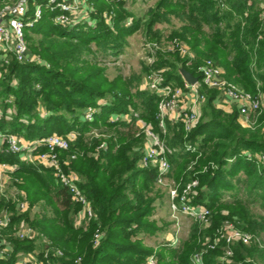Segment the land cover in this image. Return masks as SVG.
<instances>
[{
	"label": "trees",
	"instance_id": "16d2710c",
	"mask_svg": "<svg viewBox=\"0 0 264 264\" xmlns=\"http://www.w3.org/2000/svg\"><path fill=\"white\" fill-rule=\"evenodd\" d=\"M90 1L95 4L94 25L62 26L46 9L39 20L25 27L29 53L35 57L12 59L0 66V131L26 141L76 131V139L60 151V157L69 158L68 166L79 175V186L95 216L86 226H78L75 215L80 206L52 170L28 163L0 146V163L15 166L12 181L25 192L28 205L18 211L14 200L0 196V212L11 213L7 233L14 248L0 264H14L17 252L38 247L35 241L15 237L21 220L62 251L61 264H143L154 252L161 264H194L192 257L198 252H202L203 264H264V213L254 209L260 206L264 211V162L257 157L264 155V109L251 114V121L259 114L257 124H242L236 108L217 105L218 91L202 84L198 72L210 58L223 69L227 81L243 91L264 94L262 0H157L142 16L133 15L130 24L125 23L132 14L124 0ZM162 21L171 25L167 39L185 43L190 54L177 48L166 54L159 51L143 72L162 70L166 82L174 85L184 82L179 68L198 77L204 101L200 118L190 130L180 122L167 121L165 133L160 131L159 97L140 87L141 72L130 78L120 74L110 78L99 65V55L119 53L126 36L141 28L145 36L159 42L164 34L154 25ZM95 105L100 111L91 121L83 119V111ZM123 114L128 118L111 119ZM139 119L141 128L136 124ZM145 126L164 141L170 175L182 185L196 179L193 202L211 211L210 225L193 222L188 237L178 246L166 241L154 248L138 237L160 230L150 219L160 197L156 169L138 165L146 142ZM92 128L109 136L89 139L84 134ZM101 142L105 146L97 149ZM72 153L78 155L70 159ZM34 206L39 212L32 214ZM225 220L253 238L250 244L234 243L233 255L222 261L224 241L211 249L206 239L213 238ZM97 232L100 239L94 245Z\"/></svg>",
	"mask_w": 264,
	"mask_h": 264
},
{
	"label": "built area",
	"instance_id": "2783aa9c",
	"mask_svg": "<svg viewBox=\"0 0 264 264\" xmlns=\"http://www.w3.org/2000/svg\"><path fill=\"white\" fill-rule=\"evenodd\" d=\"M52 12V19L55 23L71 27L78 23L95 24V17L92 15L94 8L88 0H42L33 6L28 7V0H0V60L1 64H7L12 58L17 61L32 60L35 56L29 53L25 38V27L34 24L39 20L44 10ZM109 21L107 13L104 15ZM264 20V2L261 11ZM132 17H127L125 23L130 24ZM167 48L180 51L182 54H190L188 46L173 38L169 40ZM149 49L156 51L160 49L158 42H149ZM154 58L151 59L153 61ZM201 82L210 89H216L218 94L232 101L234 108L238 110L242 124L251 126V114L259 113L264 109V94L259 92L255 95L240 89L237 85L227 81L223 76V69L215 62L207 58L198 67ZM143 88L158 95L156 103L157 124L163 133L166 130L167 121L172 123L180 122L185 130H190L198 122L201 115V105L204 95L200 93L199 80L193 84L183 82L182 85H174L166 82L162 70L149 72L142 81ZM11 101V98L8 99ZM97 106H88L83 111V119L91 121L94 114L99 112ZM3 110L0 107V117ZM127 119L128 115H112L111 119ZM146 142L142 155L138 161L139 167H153L156 169L155 183L160 187H165L168 196V208L171 220L177 228L174 235L169 239V244L177 246L179 238L177 231L180 226V215L187 216L194 222H199L203 226L211 223V211L202 204L193 202L197 194L196 179L182 185L174 183L169 185L171 165L166 155V145L159 134L150 126L143 127ZM264 131V129H263ZM76 131H70L65 135L51 134L33 141H24L18 134L0 131V146L4 145L7 152L18 154L22 160L52 170L56 181L65 187L71 194L72 199L79 204L80 208L75 216V222L80 225L94 218V210L90 200L81 190L79 175L68 166V160L60 157V151L67 150L70 143L77 137ZM102 143L99 147H104ZM43 148V149H41ZM76 154H71L70 159ZM251 157L252 154L250 153ZM264 162V155H257ZM15 166L7 163H0V196L7 194V186L11 173ZM7 198V197H6ZM16 202L18 211L27 209L26 196L23 190L17 189L12 196ZM35 212L36 207H32ZM12 222L11 213L3 210L0 213V259L10 256L14 252L13 244L9 239L7 229ZM14 235L20 240H32L38 244L32 250L19 251L15 254L14 264H61L58 258L62 251L54 247L45 237L38 234L26 221L21 220L14 230ZM252 235L243 232L235 223L225 220L216 230L213 238H207V248L213 249L219 241H224L225 248L222 261L233 255L232 245L236 242L250 244ZM100 234L94 235V245L99 243ZM194 264L202 263V252L195 253L192 257ZM143 264H161L156 253L149 255Z\"/></svg>",
	"mask_w": 264,
	"mask_h": 264
},
{
	"label": "rangeland",
	"instance_id": "374dc122",
	"mask_svg": "<svg viewBox=\"0 0 264 264\" xmlns=\"http://www.w3.org/2000/svg\"><path fill=\"white\" fill-rule=\"evenodd\" d=\"M9 1H13V0H9ZM156 1L157 0H124L126 7L128 8V10L132 14V15H130V17H132V18H133V15L134 16L135 15L136 16H142L149 7L154 5V3ZM88 2H90L92 4L93 8L95 9V4L90 0H88ZM263 2H264V0L261 1V5ZM105 14H106V11H103V15H105ZM154 27L160 28L164 34L163 37H161V40H159V42H158L160 44V49H157L156 51L151 50V48L149 49V47H148L149 42H155L156 40L155 39H149L147 36H145L144 31L141 28V29H139L135 32H132L126 36V44L124 45L123 49L119 53H117V54L109 53L105 56L99 55V58H98L99 59L98 60L99 65H101L102 67H105L106 74L110 78H113L114 76H116L118 74L122 75L124 78H130L133 73H140L141 72L142 80L140 83V85H141L140 87L143 88L142 81H143V78L147 75L146 73L143 72V66L152 64L153 61H151V59L156 57L157 52L161 51L162 53L166 54L167 51H172L171 49L167 48V45L169 44L168 43L169 39H167V34L170 32L171 25L162 21V22H157L156 26L154 25ZM29 29H27V31L31 35H33L34 37L39 36V34H34V33L30 32ZM12 59H14V58H12ZM7 64H8V62H7ZM3 65H5V64H0V66H3ZM176 65H178V64H176ZM0 75H1V72H0ZM102 102H104V100H99V103H102ZM1 106H2V103H0V107ZM222 106L226 107V105H222ZM97 107H99V106H97ZM258 117H259V114H258V116H255V118H253V120H254L253 125L257 124ZM136 124L139 125L141 128L142 120L141 119L137 120ZM142 129H143V127H142ZM143 131H144V129H143ZM53 134H56V133H53ZM58 135H61V134H58ZM84 135L89 139L96 137V138H103L104 140H106L107 137L109 136V134L100 132V131L96 130L95 128L94 129L92 128L89 131H86ZM22 139L24 141H26L23 137H22ZM102 143L103 142H101L99 144V146ZM99 146H97V149L101 148ZM81 151H83V150H81ZM142 151H143V149H142ZM78 153L81 156L82 152H78ZM78 153H73V154H76V156H77ZM12 180H13L12 175H10L7 190H6L7 194H5V197H7L9 199H12V196L15 193V191L17 189H19L15 184H13ZM173 182L176 183L177 181L173 175H170L168 184L171 185V184H173ZM157 188L160 189V197L155 201L154 213L150 219L154 220L156 222V224L160 230H158L156 232V234H154L152 236H148L147 234H145V235L140 234L138 236L139 238H142L144 245L152 246L154 248H156V246L160 243L169 241L170 237L172 235H174L175 230L177 229L174 226V221L171 220V217L169 214L168 196L166 193V189H165V187H160L158 185H157ZM35 207L37 209L35 212L36 213L39 212V207L38 206H35ZM254 209L258 213H260V212L264 213V211L260 208V206H254ZM35 212H32V214ZM179 220H180V226H179L178 231H177L178 232L177 237L179 238L178 244L180 243L181 240L188 237L190 230L192 228V224L194 222L189 217L183 216V215H180ZM87 224H88V222L86 221L80 225H78V224L77 225L78 226H86ZM165 258L167 261H169L168 256ZM166 260L165 261L163 260L161 262L165 263V262H167Z\"/></svg>",
	"mask_w": 264,
	"mask_h": 264
},
{
	"label": "water",
	"instance_id": "95a60500",
	"mask_svg": "<svg viewBox=\"0 0 264 264\" xmlns=\"http://www.w3.org/2000/svg\"><path fill=\"white\" fill-rule=\"evenodd\" d=\"M179 73L187 83L193 84L199 80L197 76L184 68H179Z\"/></svg>",
	"mask_w": 264,
	"mask_h": 264
},
{
	"label": "crops",
	"instance_id": "0c3cea01",
	"mask_svg": "<svg viewBox=\"0 0 264 264\" xmlns=\"http://www.w3.org/2000/svg\"><path fill=\"white\" fill-rule=\"evenodd\" d=\"M39 1H42V0H39ZM38 0H33L32 1V5L34 6L35 3L39 2ZM30 2L28 0V7H30ZM219 96V99L217 101V105L219 106H222V105H226V108H229V107H234L233 104H232V101L226 97H223L222 95L218 94ZM241 120V119H240ZM20 136V135H19Z\"/></svg>",
	"mask_w": 264,
	"mask_h": 264
}]
</instances>
